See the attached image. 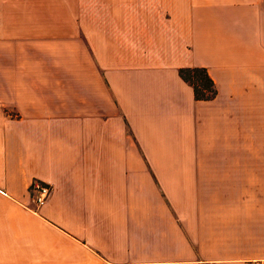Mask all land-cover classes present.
<instances>
[{
  "label": "crops",
  "instance_id": "obj_1",
  "mask_svg": "<svg viewBox=\"0 0 264 264\" xmlns=\"http://www.w3.org/2000/svg\"><path fill=\"white\" fill-rule=\"evenodd\" d=\"M253 263L264 0H0V264Z\"/></svg>",
  "mask_w": 264,
  "mask_h": 264
},
{
  "label": "trees",
  "instance_id": "obj_2",
  "mask_svg": "<svg viewBox=\"0 0 264 264\" xmlns=\"http://www.w3.org/2000/svg\"><path fill=\"white\" fill-rule=\"evenodd\" d=\"M178 71L192 86L196 98L208 99L215 94L214 81L204 66H182Z\"/></svg>",
  "mask_w": 264,
  "mask_h": 264
},
{
  "label": "built area",
  "instance_id": "obj_3",
  "mask_svg": "<svg viewBox=\"0 0 264 264\" xmlns=\"http://www.w3.org/2000/svg\"><path fill=\"white\" fill-rule=\"evenodd\" d=\"M31 189H33V201L37 204H40L45 201L51 192V187L49 184L39 180L33 179ZM257 264V263H253Z\"/></svg>",
  "mask_w": 264,
  "mask_h": 264
},
{
  "label": "rangeland",
  "instance_id": "obj_4",
  "mask_svg": "<svg viewBox=\"0 0 264 264\" xmlns=\"http://www.w3.org/2000/svg\"><path fill=\"white\" fill-rule=\"evenodd\" d=\"M33 179H37V178H33ZM32 179V180H33ZM40 180V179H39ZM42 181V180H41ZM43 182H45V183H47V184H49V186L51 187V191H52V186H51V184L50 183H48V182H46V181H43ZM31 185H32V181L30 182V185H29V200H30V202L32 203V207H35V208H37V207H39L40 205H42L47 199H48V197L50 196V194H51V192H50V194H49V196L45 199V201L44 202H42V203H40V204H37V203H35L32 199H33V189H31Z\"/></svg>",
  "mask_w": 264,
  "mask_h": 264
}]
</instances>
